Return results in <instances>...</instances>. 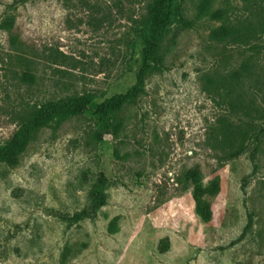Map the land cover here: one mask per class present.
<instances>
[{
  "label": "rangeland",
  "instance_id": "obj_1",
  "mask_svg": "<svg viewBox=\"0 0 264 264\" xmlns=\"http://www.w3.org/2000/svg\"><path fill=\"white\" fill-rule=\"evenodd\" d=\"M152 1L0 0V143L34 105L89 98L0 163V264H264V0H182L139 82ZM131 89L99 139L96 104ZM100 176L96 216L63 221Z\"/></svg>",
  "mask_w": 264,
  "mask_h": 264
},
{
  "label": "trees",
  "instance_id": "obj_2",
  "mask_svg": "<svg viewBox=\"0 0 264 264\" xmlns=\"http://www.w3.org/2000/svg\"><path fill=\"white\" fill-rule=\"evenodd\" d=\"M182 0H153L151 8L147 12L144 46L142 48V67L138 71V81L141 82L145 74L162 66L163 59L159 53L162 40L170 31L173 21H183ZM216 37L222 39L239 34L227 24H222L216 31ZM133 90L124 94H117L96 104L95 113L102 127L98 132V138L104 135H112L115 126V116L119 109L134 96ZM89 98L86 94H72L60 100H48L34 105L21 117L11 135L0 143V163L14 166L21 154L25 151L29 142L45 127L58 124L65 119L71 118L83 112L88 106ZM254 165V160H252ZM104 179L100 176L98 184L93 185L87 192L88 204L85 208L64 216L62 219L69 224L81 221L85 218H94L99 207L104 204L103 188ZM206 189L193 191L195 208L200 218L208 221L211 218L210 204L205 200ZM251 213H247V221L242 234L252 228Z\"/></svg>",
  "mask_w": 264,
  "mask_h": 264
}]
</instances>
